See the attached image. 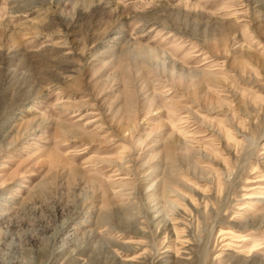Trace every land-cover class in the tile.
I'll use <instances>...</instances> for the list:
<instances>
[{
    "label": "rangeland",
    "instance_id": "1",
    "mask_svg": "<svg viewBox=\"0 0 264 264\" xmlns=\"http://www.w3.org/2000/svg\"><path fill=\"white\" fill-rule=\"evenodd\" d=\"M0 264H264V0H0Z\"/></svg>",
    "mask_w": 264,
    "mask_h": 264
},
{
    "label": "bare ground",
    "instance_id": "2",
    "mask_svg": "<svg viewBox=\"0 0 264 264\" xmlns=\"http://www.w3.org/2000/svg\"><path fill=\"white\" fill-rule=\"evenodd\" d=\"M204 212H205V211H204ZM215 221H216V220H215ZM246 225H247V224H246ZM248 225H249V224H248ZM244 226H245V225L242 224V225H239L238 228L242 229V228H244ZM245 227H246V226H245ZM227 232H228V231H222V230H221V231H220V234L223 235V234H225V233H227ZM240 235H241V234H240ZM221 237H222V236H221Z\"/></svg>",
    "mask_w": 264,
    "mask_h": 264
}]
</instances>
